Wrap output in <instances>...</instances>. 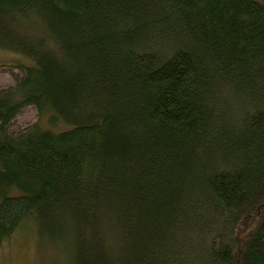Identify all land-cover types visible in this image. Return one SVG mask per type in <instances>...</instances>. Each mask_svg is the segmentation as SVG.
Returning a JSON list of instances; mask_svg holds the SVG:
<instances>
[{
  "label": "trees",
  "instance_id": "1",
  "mask_svg": "<svg viewBox=\"0 0 264 264\" xmlns=\"http://www.w3.org/2000/svg\"><path fill=\"white\" fill-rule=\"evenodd\" d=\"M1 49L0 246L264 264V0H0Z\"/></svg>",
  "mask_w": 264,
  "mask_h": 264
},
{
  "label": "rangeland",
  "instance_id": "2",
  "mask_svg": "<svg viewBox=\"0 0 264 264\" xmlns=\"http://www.w3.org/2000/svg\"><path fill=\"white\" fill-rule=\"evenodd\" d=\"M18 58V56L12 57V52H8L6 49L0 50V64L7 65L12 64V61ZM27 61V58L24 59ZM22 77V72L12 69L10 67L0 68V91L13 88L16 80ZM38 121L37 111L29 106L25 107L12 121L9 126V132L18 134L24 131L26 128L33 125ZM32 234L28 230L18 232L14 237L0 246V264H54L51 259H54L52 255L47 251H43L39 258V251H41V245L37 242L36 235ZM48 249L47 247H45Z\"/></svg>",
  "mask_w": 264,
  "mask_h": 264
}]
</instances>
